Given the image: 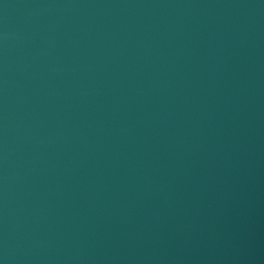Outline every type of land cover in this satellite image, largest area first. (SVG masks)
Returning <instances> with one entry per match:
<instances>
[{
    "label": "water",
    "instance_id": "water-1",
    "mask_svg": "<svg viewBox=\"0 0 264 264\" xmlns=\"http://www.w3.org/2000/svg\"><path fill=\"white\" fill-rule=\"evenodd\" d=\"M0 264H264V0H0Z\"/></svg>",
    "mask_w": 264,
    "mask_h": 264
}]
</instances>
